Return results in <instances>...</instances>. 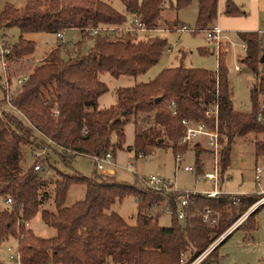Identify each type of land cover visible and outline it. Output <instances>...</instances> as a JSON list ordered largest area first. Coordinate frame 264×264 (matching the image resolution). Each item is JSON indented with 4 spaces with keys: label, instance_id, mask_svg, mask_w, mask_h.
Returning <instances> with one entry per match:
<instances>
[{
    "label": "trees",
    "instance_id": "obj_1",
    "mask_svg": "<svg viewBox=\"0 0 264 264\" xmlns=\"http://www.w3.org/2000/svg\"><path fill=\"white\" fill-rule=\"evenodd\" d=\"M166 1L122 0L126 11L145 23L148 30L178 27L179 19L165 18L164 10H179L192 0H175L170 6ZM198 2L197 28L211 27L218 16L219 0ZM225 13L244 15L247 11L236 0H226ZM128 18L125 11L106 0H27L23 6L6 1L0 10V29L17 25L21 30L15 42L3 44L9 48L6 57L12 61L29 59L36 49V41L26 32L125 25ZM239 36L248 44L239 60L260 75L264 69L260 31L241 30ZM88 38L93 39V45L83 52ZM168 44V39L156 31L117 35L83 31L82 39L74 46L59 41L32 67L25 82L12 87L9 98L0 84L5 92V97H0V240L17 238L22 264H181L182 253L190 263L263 196L264 192L236 195L222 191L217 196L191 192L182 220L178 196L183 190L157 189L144 179L118 180L97 170L87 176L56 168V176L48 177L42 174L45 165L35 167L40 148L55 151L63 160L78 153L91 157L109 150L115 153L124 147L126 124L131 118L136 124L133 148L137 155L161 147H172L175 154L185 152L190 145L181 142L185 131L182 120L187 118L205 121L212 128L218 125L221 147L217 163L223 178L231 164L236 138L264 131V77L261 85L251 87L249 111L234 107L228 63L222 54L215 70L184 64L168 66L148 81L117 87L116 102L99 105L100 96L109 89L101 73L120 76L146 72L158 62ZM10 78L13 82L12 73ZM8 100L16 109L6 108ZM215 106L217 117L207 116L206 111ZM193 148L200 174L205 171L204 155L213 150L200 142ZM28 149L34 156L32 162ZM256 151L264 155L261 139L256 141ZM45 161L52 166L48 156ZM75 183L86 185V195L66 204L68 190ZM48 185L53 186L55 209L43 208L42 217L57 232L44 237L30 223L46 202ZM128 195L138 200L132 223L111 210L117 200ZM9 198L11 202L7 203ZM154 204H158L156 213L146 211ZM166 207L172 213L170 225L159 221ZM261 209L264 202L235 228L256 229ZM231 232L199 264H218V248ZM260 264H264V257Z\"/></svg>",
    "mask_w": 264,
    "mask_h": 264
},
{
    "label": "rangeland",
    "instance_id": "obj_2",
    "mask_svg": "<svg viewBox=\"0 0 264 264\" xmlns=\"http://www.w3.org/2000/svg\"><path fill=\"white\" fill-rule=\"evenodd\" d=\"M6 1H10L17 6H23L27 0H0V10ZM110 1L118 10L126 11L122 0H106ZM247 11L244 15H228L224 11L226 0H219L218 16L214 24L220 25L223 29L225 37L220 43V54L225 55V60L229 68L230 92L236 109L249 111L252 108L251 87L261 85L264 77V69L260 75L253 72L240 57L244 56L245 49L243 40L239 36L241 30H259L262 36V44L264 47V5L259 0H236ZM175 0H167L165 3L170 6ZM198 0H192L190 4L179 10L166 8L164 10L165 18L178 19L180 23L178 27L162 26L164 29L157 32L159 35L168 39V47L163 51L160 59L156 64L149 68L146 72L139 75L114 76L109 72L100 74L109 86L107 92L103 93L99 98L100 106H109L116 102V88L119 86L132 85L138 81H148L154 78L162 69L168 66L184 64L185 66H199L215 70L218 68L219 60L216 54V42L209 39L205 29H198L196 26L198 15ZM129 24V21L126 22ZM184 27L183 29H180ZM63 37H58L57 33L51 31H33L26 32L25 35L36 41V49L29 59L9 61V74L13 77V82L17 77L30 73L32 67L40 62L42 58L59 42L63 41L69 46L82 39L83 29L80 27H71L63 30ZM21 34V30L17 25L8 26L0 29V52L2 44L15 42ZM93 45V39L88 38L82 47V51L86 52ZM241 64V69H236L235 65ZM264 67V61L263 65ZM16 85L13 87L15 88ZM0 97H5V92L0 85ZM261 100H264V94H261ZM7 109H11L9 101H7ZM264 103V101H263ZM11 107V108H10ZM210 130L212 127L209 128ZM136 124L135 119L131 118L126 124V142L123 148H118L114 153L112 162L106 163L111 167L114 173L100 171L97 167V160L87 153H78L71 155L67 160H63L58 153L51 149H37L38 163L41 167L45 165L42 174L45 176H56L54 169L65 171H78L87 176H92L97 170L101 174L115 176L118 180L127 182H135L138 179L150 178L152 175L160 176L170 180L175 187L183 191H204L207 189L217 188L223 192L232 194H250L262 193L264 188V155L257 154L256 141L261 139L264 141V131L257 133H248L236 138L233 143L231 164L224 177L217 179V184L213 181L202 177L203 173L198 174L196 171V154L193 144L200 142L204 147L212 149V153H207L204 157L206 160L205 170L217 171L218 157L214 149L208 142V135L201 136L198 141L194 140L189 143L188 149L183 152L182 160H176V154L172 147H161L155 151L137 155L133 148L135 138ZM221 147V146H220ZM45 156L49 157L50 163L45 164ZM28 159L33 161L34 156L28 149ZM192 166V169H186L185 166ZM261 167L260 178L256 177L257 167ZM40 167V168H41ZM39 168V169H40ZM202 177V178H201ZM45 189L48 191L46 202L41 206L36 216L31 220L30 226L41 236L50 237L56 234L55 227L47 224L42 217L43 208L47 207L55 209L53 186L48 185ZM87 187L82 183L72 184L68 190L66 204L85 197ZM52 194V195H51ZM257 201H255L244 214L248 213L256 204L264 199V193ZM8 203V201H7ZM0 204L3 200L0 198ZM123 215L129 222H135L138 212V200L133 195H128L122 200H117L111 207ZM146 211L156 213L152 208ZM245 219V218H244ZM243 219V220H244ZM258 226L256 229L247 230L246 227L240 226L232 229L231 234L219 246V263L218 264H260L264 257V209L257 213ZM159 221L162 225H170L172 223V213L163 210L160 213ZM235 223V222H234ZM233 223V224H234ZM232 224V225H233ZM240 224V223H239ZM238 224V225H239ZM227 228L221 235L227 233L232 227ZM237 225V226H238ZM236 226V227H237ZM219 235V236H221ZM218 236V237H219ZM11 249H8V247ZM19 253L18 240L10 237L6 240H0V261L4 264H22L13 257Z\"/></svg>",
    "mask_w": 264,
    "mask_h": 264
},
{
    "label": "built area",
    "instance_id": "obj_3",
    "mask_svg": "<svg viewBox=\"0 0 264 264\" xmlns=\"http://www.w3.org/2000/svg\"><path fill=\"white\" fill-rule=\"evenodd\" d=\"M128 21L129 24H125V25H115V24H99V25H92V26H85L83 29L84 32L90 34V35H98V34H102V35H117V34H122L125 33L127 31H131V32H145V31H156L159 32L161 30L164 29H169L168 27H157V28H153L148 30L147 26L145 25V23L141 22L137 17H135L133 14H131L130 16H128ZM184 27H181L180 29H183ZM206 30V35L209 39H211L212 41L216 42V54L217 57L219 59L220 54V43L222 41V38L225 37V34L223 33V29L220 27V25L218 24H214L211 27H208L205 29ZM57 36L58 37H63V32H57ZM244 49H246L248 47V44L246 41L242 42ZM9 48L7 46L2 45V49L0 52V84L6 88L7 90V94H8V98L10 96V93L12 91V87L14 85H19L23 82H25L29 76V74L24 75V76H20L17 77L15 79L14 82L11 81L10 78V74H9V69H8V64H9V60L6 57V53H8ZM236 69H241V64L237 63L235 65ZM9 101V100H8ZM10 103V101H9ZM12 109H16L11 103H10ZM10 107V108H11ZM7 108V107H6ZM206 115L209 117L212 116H216L218 115V106L215 107H211L206 111ZM183 124L185 125V131H184V135L181 139L182 143H190L191 141L197 140L203 136V135H208L209 139L208 142L210 144V146L214 149L215 154L218 156L219 153V149H220V141H219V131H218V125L216 124L215 127H213L211 130L209 129V125L207 124V122L205 121H200V122H195L192 121L190 119L184 118L182 120ZM196 143V142H195ZM183 153L178 151L176 153V160L181 161L182 160V155ZM139 155H143L142 153H140ZM113 156H115L114 152L112 150H109L108 152H106L103 155H98V154H92V157L97 160V167L100 171H106L109 173H114V170L109 167L106 166V163H113L112 159ZM41 162H37L36 163V168H40ZM217 167V171H213V170H205L203 173L204 178L210 179L213 181V184H217V179H219V167H218V163L216 164ZM186 169H192V166H185ZM262 169L261 167H257V174L256 177L259 179L260 178V173H261ZM201 177V178H202ZM144 180L146 181L147 184H149L150 186L157 188V189H165L168 191H175V190H180L178 188L175 187L174 183H171L170 180H167L165 178H161L160 176H155L152 175L150 178H144ZM191 192H196V191H183L179 196H178V204L180 206L179 209V217L182 220H185L186 217V212H185V205H187L189 197ZM203 193H206L209 196H217L219 193H221L222 191L220 189H217L216 187L211 189V190H206V191H200ZM8 202H11V198L8 199ZM264 202V199L262 201H260L258 204H256L248 213L244 214L238 221H236L231 229L229 231H231L232 229H234L239 223H241L243 221V219L251 212L253 211L256 207H258L259 205H261ZM153 210H157L158 209V204H154L152 206ZM166 211L170 212V208L166 207L165 208ZM206 217H208V214H206ZM227 231V233L229 232ZM223 234L219 237H217L198 257H196L195 259H193L190 263H187V259H186V254L182 253L180 261L181 264H199L208 254L209 252L215 248L220 241L223 239V237L227 234ZM8 249H11V247L9 246ZM16 261L20 262V253H18L17 256L13 257Z\"/></svg>",
    "mask_w": 264,
    "mask_h": 264
},
{
    "label": "crops",
    "instance_id": "obj_4",
    "mask_svg": "<svg viewBox=\"0 0 264 264\" xmlns=\"http://www.w3.org/2000/svg\"><path fill=\"white\" fill-rule=\"evenodd\" d=\"M259 2H260V4L262 5H264V0H259ZM224 11H225V6H224ZM131 14H129V16H130ZM178 19H180L179 17H178ZM180 21V20H179ZM3 45V44H2ZM231 93V92H230ZM235 107V106H234ZM239 110V109H238ZM243 111V110H242ZM210 158L208 157L207 158V160H209ZM114 174H115V171H114ZM177 188V187H176ZM207 190H211V189H207ZM204 191H206V190H204ZM262 192H264V188H262Z\"/></svg>",
    "mask_w": 264,
    "mask_h": 264
},
{
    "label": "water",
    "instance_id": "obj_5",
    "mask_svg": "<svg viewBox=\"0 0 264 264\" xmlns=\"http://www.w3.org/2000/svg\"><path fill=\"white\" fill-rule=\"evenodd\" d=\"M261 61H264V55L261 57ZM231 231H232V230H231ZM231 231H229V232L223 237V239L226 238V236H227ZM223 239H222V240H223ZM222 240H221V241H222ZM221 241H220V242H221Z\"/></svg>",
    "mask_w": 264,
    "mask_h": 264
}]
</instances>
